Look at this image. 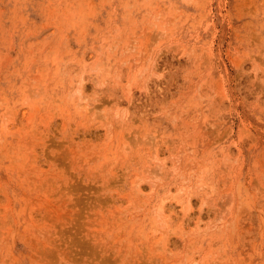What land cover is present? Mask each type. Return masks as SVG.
Masks as SVG:
<instances>
[{"label": "rangeland", "instance_id": "1", "mask_svg": "<svg viewBox=\"0 0 264 264\" xmlns=\"http://www.w3.org/2000/svg\"><path fill=\"white\" fill-rule=\"evenodd\" d=\"M0 264H264V0H0Z\"/></svg>", "mask_w": 264, "mask_h": 264}]
</instances>
